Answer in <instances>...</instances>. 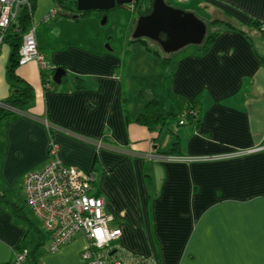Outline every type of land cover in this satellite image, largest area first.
<instances>
[{
  "label": "crops",
  "instance_id": "obj_1",
  "mask_svg": "<svg viewBox=\"0 0 264 264\" xmlns=\"http://www.w3.org/2000/svg\"><path fill=\"white\" fill-rule=\"evenodd\" d=\"M186 4L178 9L214 27L208 33L213 43L205 53L194 47L163 50L162 56L147 42L155 41L133 38L138 19L146 16L138 12L132 42H141V56L165 71L152 72L149 94L137 97L123 58L108 40V48L99 50L98 38L94 49L80 22L53 17L45 23L55 2L37 0L32 24L51 69L44 78L36 62L15 68L18 86H30L33 98L0 125V264H15L21 246L32 253L24 264H85L86 237L77 235L50 253L51 236L26 202L24 180L52 160V143L63 164L96 173L104 211L115 218L111 227L121 229L123 249L159 264H264V38L251 25L264 23V0ZM12 53L3 41L1 104L12 94ZM152 55L162 62L155 64ZM58 67L65 70L59 85L53 81ZM194 100L200 106L197 127L177 125L182 117L140 123L151 103L166 116L181 114ZM176 142L178 153L164 155Z\"/></svg>",
  "mask_w": 264,
  "mask_h": 264
},
{
  "label": "built area",
  "instance_id": "obj_2",
  "mask_svg": "<svg viewBox=\"0 0 264 264\" xmlns=\"http://www.w3.org/2000/svg\"><path fill=\"white\" fill-rule=\"evenodd\" d=\"M172 1L186 4L190 0ZM137 2L133 0L127 5L132 12H136ZM23 7L31 13L30 0H0V45ZM56 15L57 12L52 10L45 23ZM260 33L264 38V24ZM30 62H36L42 74L51 69L39 49L34 26L23 36L19 50V65ZM44 87L51 89L50 84H44ZM0 107L6 105L0 103ZM57 152L58 146L52 143V160L42 170L29 172L23 185L28 207L52 235L50 252H58L62 246L82 234L87 240V247L81 253L85 264H159L157 258L135 254L118 245L122 231L117 226L111 227L115 218L104 211L105 199L94 193L96 176L63 164ZM29 255L30 251L26 248L16 251L14 263L24 264Z\"/></svg>",
  "mask_w": 264,
  "mask_h": 264
},
{
  "label": "trees",
  "instance_id": "obj_3",
  "mask_svg": "<svg viewBox=\"0 0 264 264\" xmlns=\"http://www.w3.org/2000/svg\"><path fill=\"white\" fill-rule=\"evenodd\" d=\"M30 1L32 4L31 13L26 7L21 8V10H19L18 17L9 26V28L7 29L5 33L4 41L8 42L9 45L13 49L12 58H11V66L9 67V75H10V78L13 84H12V94L5 102H3V104L6 105V107L8 108L0 107V125L5 119H8V118L11 119L15 117L16 115H18V113L16 114L13 110L18 111L20 113L23 112L26 106L30 103V101L33 98V91L31 87L28 85L24 88H21L20 86H18L19 80H17V77L15 76V68L19 65V50L22 45L23 36L27 32H29L30 29L33 27V24H32L33 12L36 9L37 0H30ZM153 1L154 0H143L142 3L137 2L136 4L137 9H138L137 12H139L141 15L150 14L153 9ZM54 2H55V9L57 11L56 16L72 18L73 20L76 21L80 19V17H83L84 15L87 14V12L77 11V0H54ZM171 2L170 0L169 1L166 0V3L170 6H172ZM188 12H192V11H188ZM192 13L196 14L195 12H192ZM196 16L199 18L197 14ZM201 20H203L204 23L206 24V20L204 19H201ZM251 25L255 29L260 31L263 23H260L257 20H251ZM240 32L242 33L243 31H240ZM214 37H215L214 35H209L208 30H207L205 39L203 40L201 45H198L197 47H200L201 51L205 53L209 49V46L213 43ZM58 68H56L55 71ZM42 76L44 78L46 77V75L44 74H42ZM43 80H44L43 84H50L49 79H43ZM82 86H83L82 81L76 82V87L82 88ZM159 108L160 106L157 103L149 104L146 110V115H144L142 120H140V123L146 124L148 126L149 123L154 124L156 121L157 122L174 121L176 119L178 120V118H181V117H182L181 120L177 121V125H182L181 122L183 121V124H187L191 127H197L200 122V106L197 100L188 102L183 107L184 110L182 113L186 112L185 115H181L182 113L181 114L177 113V114H167L165 116L160 113ZM149 127L153 128L152 126H149ZM177 147H178V142L173 144L171 150L163 154L167 156H172L171 153H175V154L178 153V150H176ZM91 173L94 174V172H91ZM94 175L96 176V173ZM98 186H99L98 180H95V182L93 183L94 193L96 196H101L98 191ZM0 198H2L1 195H0ZM48 234H50V232H48ZM50 236H51V242H50L51 244L52 235L50 234ZM49 248H50V245H49ZM22 249H25V247L21 246L16 251H20ZM30 255H32L31 252H30Z\"/></svg>",
  "mask_w": 264,
  "mask_h": 264
},
{
  "label": "rangeland",
  "instance_id": "obj_4",
  "mask_svg": "<svg viewBox=\"0 0 264 264\" xmlns=\"http://www.w3.org/2000/svg\"><path fill=\"white\" fill-rule=\"evenodd\" d=\"M143 0H139L138 3H142ZM169 1V0H168ZM172 0H170L171 2ZM172 7L181 8L184 9L188 7L187 4H181L177 2H171ZM136 6V12H132L127 5L124 6H118L113 10L110 11H90L87 12L86 15L83 17H80V19L76 20L77 23L80 24L79 29H84V34L87 33L92 37L91 39L93 41L87 42V45L89 47H93L94 49H97L95 45L97 39L99 38V44L100 48L99 50H102L103 48H108L109 45H107L105 42L106 40L109 41L110 47L115 48L119 55L123 58L124 62V68L126 72V78L128 82H131V88L133 89L131 93H135L138 97L140 95V92L149 94L151 89V74L156 73L158 76L163 75L165 69L164 68H154V63L150 62L148 63L146 59L141 56L142 51L145 48L141 42H132L131 39V32L130 30L134 26V21L137 20V5ZM203 15V14H202ZM205 16V15H203ZM55 20L63 18L62 16H56L54 17ZM223 19H226L222 15ZM230 18L226 20V22H230L234 24V21H230ZM225 21V20H224ZM261 23V22H260ZM264 24V23H263ZM237 25V24H235ZM208 33L210 34L211 31L214 30V27H211L207 24ZM42 31V30H39ZM83 31V30H82ZM43 32V31H42ZM130 32V33H129ZM72 34H77V31H72ZM58 34H56L57 36ZM150 45V47H153L156 49L160 55H166L163 51L162 47L159 43L152 42L150 40L147 41ZM197 47L195 45H190L185 48H188L186 50H190L191 48ZM184 49V48H183ZM150 59L155 62V64H160L162 62V59L157 56H150ZM169 68L167 72H165V76L168 75ZM149 72V73H148ZM167 106L166 102L164 101L161 110L165 111V107ZM174 125V124H173ZM165 148H162V151H164ZM30 213V212H29ZM32 213V212H31ZM30 213L31 219L34 222H38L37 219Z\"/></svg>",
  "mask_w": 264,
  "mask_h": 264
},
{
  "label": "water",
  "instance_id": "obj_5",
  "mask_svg": "<svg viewBox=\"0 0 264 264\" xmlns=\"http://www.w3.org/2000/svg\"><path fill=\"white\" fill-rule=\"evenodd\" d=\"M132 2L133 0H77V11H110ZM206 34L207 27L196 14L172 7L166 0H154L151 13L138 19L133 38H149L159 43L166 53H174L190 45H201ZM64 75L65 70L58 68L54 74V83L61 84Z\"/></svg>",
  "mask_w": 264,
  "mask_h": 264
}]
</instances>
